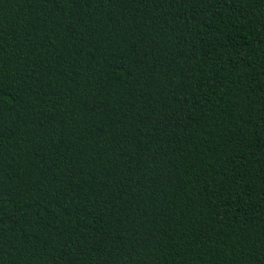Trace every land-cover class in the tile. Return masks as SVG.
<instances>
[{
	"label": "trees",
	"instance_id": "trees-1",
	"mask_svg": "<svg viewBox=\"0 0 264 264\" xmlns=\"http://www.w3.org/2000/svg\"><path fill=\"white\" fill-rule=\"evenodd\" d=\"M0 264H264V0H0Z\"/></svg>",
	"mask_w": 264,
	"mask_h": 264
}]
</instances>
